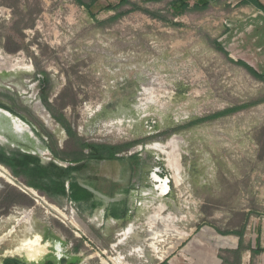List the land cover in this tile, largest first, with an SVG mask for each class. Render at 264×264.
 Listing matches in <instances>:
<instances>
[{
    "label": "rangeland",
    "instance_id": "1",
    "mask_svg": "<svg viewBox=\"0 0 264 264\" xmlns=\"http://www.w3.org/2000/svg\"><path fill=\"white\" fill-rule=\"evenodd\" d=\"M82 1L0 0V103L39 119L60 148L69 141L68 151L75 141L54 114L89 142L136 141L121 152L126 159L138 156L129 160L138 163L134 169L92 161L75 173L82 182L99 177L103 187L117 179L135 204L118 221L68 196L36 191L39 201L30 200L0 177V237L16 226L11 216L28 211L27 223L15 227L17 236L28 224L52 245L47 255L29 261L7 252L15 244V235L9 236L0 242V264L8 257L28 264L64 257L80 258L77 264L109 258L120 264H202L210 244L204 233L241 224L246 209L264 210V100L197 123L264 99V78L238 63L264 76V16L242 12L228 0L181 16L169 8L172 0H132L165 21L119 5L121 0ZM37 104L51 113L52 125ZM30 129L0 112V144L45 163L70 164L54 158L48 135ZM156 169L170 180L168 194L151 178Z\"/></svg>",
    "mask_w": 264,
    "mask_h": 264
},
{
    "label": "trees",
    "instance_id": "2",
    "mask_svg": "<svg viewBox=\"0 0 264 264\" xmlns=\"http://www.w3.org/2000/svg\"><path fill=\"white\" fill-rule=\"evenodd\" d=\"M218 0H172L169 3V8L172 10L175 16H181L191 10H205L208 9L212 2ZM255 5L260 7L264 11V3L260 0H251ZM80 4H84L82 0H78ZM128 4L132 6V10H142L154 18L169 21V18L157 11H153L142 7L138 3L132 0H121L119 5ZM112 7H116L111 5ZM124 13H118L114 19L121 17ZM173 22V21H172ZM222 48V47H221ZM223 49V48H222ZM239 64L244 65L254 76L262 79L264 76L255 70L252 66L244 61H238ZM264 99L248 103L247 105L232 107L206 118L199 119L197 123L206 121L208 119L224 116L237 111L242 110L250 105H254L262 102ZM46 105H50L46 102ZM0 107L10 111L15 116L21 117L26 123L33 127L38 136H42L43 133L48 135L52 139V143L49 148L55 159H61L68 161V166H63L56 161L45 163L42 158L34 153L28 152L17 147H8L0 144V163L6 166L14 177L20 179L24 184L34 188L39 193L49 196H68L74 202L87 201L90 202L94 199V193L88 189L82 187L78 181L76 172L81 171L87 167V162L90 159L103 160L118 158V154L127 150L129 147L134 146L137 142H131L124 145H111L103 143L89 142L81 137L77 131H75L71 124L65 118L54 117L62 123L64 129L68 133L70 139L75 141L74 149L68 151L66 148L69 141L66 142L65 148H60L58 140L55 135L45 127V125L36 117L30 120L24 116L19 115L12 108L0 103ZM85 149L89 152L85 153ZM23 193V192H22ZM30 200L31 196L23 193ZM41 194V195H42ZM93 202V201H92ZM98 203L93 202L92 207L96 208ZM107 216H117L115 212L106 213ZM79 248H75L77 251ZM80 258L76 257L72 260L64 257L59 262L53 258L48 259L42 264H77ZM4 264H28L27 261L8 257L4 259Z\"/></svg>",
    "mask_w": 264,
    "mask_h": 264
},
{
    "label": "crops",
    "instance_id": "3",
    "mask_svg": "<svg viewBox=\"0 0 264 264\" xmlns=\"http://www.w3.org/2000/svg\"><path fill=\"white\" fill-rule=\"evenodd\" d=\"M260 1L264 3V0ZM228 2H232L233 6L242 12L257 13L264 16V11L251 0H228ZM137 157V155H131L129 159H126V156L119 153L118 158L90 159L84 169L88 168L92 161H105L112 166L119 164L125 170L128 167L134 169L138 163L129 160H135ZM98 180H100L99 177H95V181L82 182L77 176L78 183L94 193L92 201L98 203L97 207H101L106 213L115 212L117 216H110L114 220L122 221L128 218L129 212L135 204V197L127 195L129 187L120 186L116 183L118 180L114 178L111 187H103L98 183ZM92 201L77 203L92 206ZM260 204L264 205V201ZM245 211L248 213L244 216L241 224H235L227 229L217 227L215 229L216 234L204 233L206 239L210 240L208 241L210 244L206 248L205 259L202 264H264V210L256 209L258 214H251L252 209L250 208Z\"/></svg>",
    "mask_w": 264,
    "mask_h": 264
},
{
    "label": "bare ground",
    "instance_id": "4",
    "mask_svg": "<svg viewBox=\"0 0 264 264\" xmlns=\"http://www.w3.org/2000/svg\"><path fill=\"white\" fill-rule=\"evenodd\" d=\"M7 62H9V58H7ZM36 111L38 114L49 124L52 125L51 117L49 113L46 111V109L40 105L37 104L35 106ZM0 112L4 115L8 116L12 123L18 124L21 127L27 129L30 133H32L30 127L27 125L26 122H23L19 117L11 114L7 110L0 107ZM52 127V126H51ZM0 177L5 179L7 182L12 183L14 185L17 184L16 178L9 172V170L0 164ZM166 187V185L164 186ZM28 191H30L34 196H36V201H39L38 194L35 190L28 188ZM42 197V196H41ZM43 201L44 199L41 198ZM53 209H55L57 212H59L63 218H66V216L60 212L54 205H50ZM23 216L21 218H18L16 216H11L9 219L11 221H14L16 223V226H14L7 234L0 237V242L4 239H6L9 236L15 235L14 241L15 244L13 245V248L8 250V253H18L21 255H24L29 261H37L43 256L47 255L50 252L51 243L49 241H46V243L42 242V237L28 224L25 225L23 230H21L22 234L21 236H17V230L15 227H17V224H20L22 222L27 223V221L30 218V212L24 211ZM131 226V225H130ZM130 230V228H129ZM126 233V232H125ZM128 234V231H127ZM58 246V245H57ZM60 249V247L58 246ZM58 249V250H59ZM166 255V254H165ZM120 264V261L116 258H109V259H103L102 264ZM121 264H125L124 262H121Z\"/></svg>",
    "mask_w": 264,
    "mask_h": 264
},
{
    "label": "built area",
    "instance_id": "5",
    "mask_svg": "<svg viewBox=\"0 0 264 264\" xmlns=\"http://www.w3.org/2000/svg\"><path fill=\"white\" fill-rule=\"evenodd\" d=\"M152 180L154 181V184L157 189L161 190L163 194H168L171 190L170 188V180H166L163 178L161 170L156 169L152 172L151 176ZM166 185L167 188H164Z\"/></svg>",
    "mask_w": 264,
    "mask_h": 264
},
{
    "label": "water",
    "instance_id": "6",
    "mask_svg": "<svg viewBox=\"0 0 264 264\" xmlns=\"http://www.w3.org/2000/svg\"><path fill=\"white\" fill-rule=\"evenodd\" d=\"M8 111V110H7ZM8 112H10V111H8ZM11 113V112H10ZM11 114H13V113H11ZM50 115H51V113H50ZM18 117V116H17ZM29 127H30V125L29 124H27ZM16 178V177H15ZM17 179V178H16ZM15 179V180H16ZM16 186H18L20 189H22L25 193H27L29 196H31L33 199H35L36 200V196H34V194H32L30 191H28L27 189L28 188H31V189H33V190H35L34 188H32V187H29V186H27L26 184H24L23 182H21V181H18V179H17V184H16ZM35 191H37V190H35Z\"/></svg>",
    "mask_w": 264,
    "mask_h": 264
},
{
    "label": "flooded vegetation",
    "instance_id": "7",
    "mask_svg": "<svg viewBox=\"0 0 264 264\" xmlns=\"http://www.w3.org/2000/svg\"><path fill=\"white\" fill-rule=\"evenodd\" d=\"M52 246V245H51ZM57 246V245H56ZM59 248H58V246H57V250H58Z\"/></svg>",
    "mask_w": 264,
    "mask_h": 264
}]
</instances>
